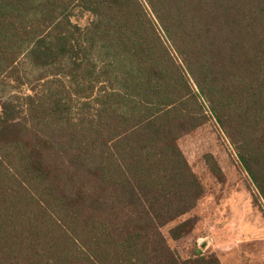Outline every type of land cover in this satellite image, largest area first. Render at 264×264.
Returning a JSON list of instances; mask_svg holds the SVG:
<instances>
[{"label": "trees", "instance_id": "1", "mask_svg": "<svg viewBox=\"0 0 264 264\" xmlns=\"http://www.w3.org/2000/svg\"><path fill=\"white\" fill-rule=\"evenodd\" d=\"M210 120L264 202V0H0V264H220L162 231Z\"/></svg>", "mask_w": 264, "mask_h": 264}, {"label": "rangeland", "instance_id": "2", "mask_svg": "<svg viewBox=\"0 0 264 264\" xmlns=\"http://www.w3.org/2000/svg\"><path fill=\"white\" fill-rule=\"evenodd\" d=\"M77 20L84 25L88 22L89 15L85 14ZM20 92L29 93V87L27 85L21 86ZM178 143L191 168L198 175L206 189L205 195L199 200L197 206L190 213L179 219L181 221L188 217L191 218L197 228V232H191L186 237L174 241L168 235V230L174 223L167 225L162 230L167 237L169 245L182 257H187L193 253V250L196 249L194 247L198 245L197 236L207 235V230L209 229L205 223L211 222L209 219L213 218L214 215L218 219L221 217V210L217 208L212 210L210 207L220 206L221 203L225 204L232 199H248L260 215L264 217V202L256 199V196H258L257 190L242 168L233 146L213 120L182 136ZM206 154L212 155L222 169L225 178L223 183L217 180L210 172L204 158ZM218 232V226L215 231H210L211 234L215 233L216 235ZM241 247L246 252L252 251L250 246H240V248L236 247L232 255L239 256L237 252L242 249ZM243 264H264V256L258 255L253 259L244 257Z\"/></svg>", "mask_w": 264, "mask_h": 264}, {"label": "crops", "instance_id": "3", "mask_svg": "<svg viewBox=\"0 0 264 264\" xmlns=\"http://www.w3.org/2000/svg\"><path fill=\"white\" fill-rule=\"evenodd\" d=\"M210 208L221 210V217L218 219L214 215L209 219L211 222L205 223L209 230L207 235L197 236L198 245L194 248L198 252L215 254L220 264H243L244 257L253 259L258 255L264 256V217L253 207L250 200L232 199L225 204L221 203L220 206L215 205ZM217 226L218 234H211L210 231H215ZM195 232L197 228L194 224L192 233ZM240 246H250L252 251L246 252L241 247L242 249L237 252L239 256H233V251Z\"/></svg>", "mask_w": 264, "mask_h": 264}]
</instances>
